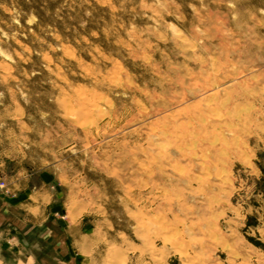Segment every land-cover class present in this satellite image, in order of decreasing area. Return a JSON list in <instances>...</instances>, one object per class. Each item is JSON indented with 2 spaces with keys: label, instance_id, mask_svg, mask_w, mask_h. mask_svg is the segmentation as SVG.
<instances>
[{
  "label": "rangeland",
  "instance_id": "374dc122",
  "mask_svg": "<svg viewBox=\"0 0 264 264\" xmlns=\"http://www.w3.org/2000/svg\"><path fill=\"white\" fill-rule=\"evenodd\" d=\"M6 177L33 264H264V0H0Z\"/></svg>",
  "mask_w": 264,
  "mask_h": 264
},
{
  "label": "crops",
  "instance_id": "0c3cea01",
  "mask_svg": "<svg viewBox=\"0 0 264 264\" xmlns=\"http://www.w3.org/2000/svg\"><path fill=\"white\" fill-rule=\"evenodd\" d=\"M5 183L7 189H0V264H33L32 250L25 240L29 234L25 217L18 219L15 213L16 210L28 212L29 221L41 225L46 220L48 196L42 187L33 190L30 186L17 185L10 177L5 178ZM75 244L78 245V240Z\"/></svg>",
  "mask_w": 264,
  "mask_h": 264
}]
</instances>
